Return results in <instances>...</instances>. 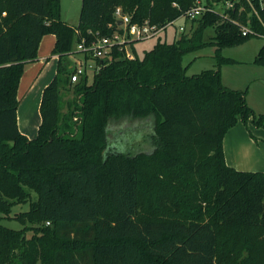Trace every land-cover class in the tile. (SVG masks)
Masks as SVG:
<instances>
[{
  "label": "trees",
  "instance_id": "16d2710c",
  "mask_svg": "<svg viewBox=\"0 0 264 264\" xmlns=\"http://www.w3.org/2000/svg\"><path fill=\"white\" fill-rule=\"evenodd\" d=\"M198 1L82 0L75 24L61 0H0V264H264V171L230 166L224 151L230 128L264 126V114L221 74L235 61L223 48L264 35L259 0H201L215 9L189 32L142 56L133 41V58L114 46L92 81H71L77 42L120 30L117 7L165 27ZM47 33L58 67L30 138L18 124V87ZM212 45L217 65L189 75L185 55ZM254 62L264 65V44ZM145 127L150 147L118 150L128 128Z\"/></svg>",
  "mask_w": 264,
  "mask_h": 264
},
{
  "label": "rangeland",
  "instance_id": "374dc122",
  "mask_svg": "<svg viewBox=\"0 0 264 264\" xmlns=\"http://www.w3.org/2000/svg\"><path fill=\"white\" fill-rule=\"evenodd\" d=\"M82 7V0H61V14L62 17L69 19L71 21H75V23L79 22V14ZM218 9H222L220 6ZM184 23L189 24L191 26L192 20H187L185 18H178L173 25H169V27L159 33L158 35L136 42L137 53L142 56L146 49H150L154 46V44L158 41V39H167L168 41H173L176 37H180L182 31L180 30V26ZM189 27V26H188ZM213 29H208L207 32L211 33ZM52 33L45 34L38 47V56L45 54L48 57L52 54L53 42L49 36H52ZM264 43L263 36H255L249 39L248 41L236 45V46H228L222 49V55L231 57L235 61L234 62H225L221 65V74L222 81L232 87L238 89L248 88L247 99L249 98L251 103L257 105L260 109H264V65L258 64L254 62L255 55L259 51V48ZM128 52H134L131 45L126 46ZM135 53V52H134ZM216 47L215 46H207L201 48L199 50L190 52L184 57V64H189L188 74L192 75L195 73H199L204 69L213 68L217 65V57ZM73 60L76 59L74 54L71 56ZM36 63V60L33 64ZM57 67V59L54 57L48 58L47 61L44 62L43 66L40 68L38 73L36 74L33 80L32 88L26 89L23 93H19L20 84L18 87V98L20 99V104L18 107V123L20 125L27 124V127H35L37 131L39 130V125L41 124V111L40 104L37 103V116H36V125L33 120L29 117L30 114V106L33 104L34 98L41 97L43 87H45L49 80L53 77ZM27 69V68H26ZM23 72V75L26 72ZM93 73H90L89 79L92 81ZM21 77V80H22ZM44 78L46 79L44 81ZM20 80V83H21ZM38 88V93L36 94V88ZM63 97V112H66L68 107V101L73 100L74 93L72 89L62 90ZM41 99V98H40ZM264 112V111H263ZM31 126H30V125ZM129 130V131H128ZM146 131V132H145ZM152 131V128L145 127V129H141L140 131H134L130 128L127 129L126 135L123 136L120 141H117L116 147L118 150H136L140 148V144L143 145L144 149L150 147V143L145 139L146 133ZM116 135L115 132L110 134V137L114 140ZM145 145V147H144ZM33 197H36V193L33 192ZM29 209V203L19 204L13 208L12 215ZM2 223L12 227L19 229L22 225L16 221L15 219H3Z\"/></svg>",
  "mask_w": 264,
  "mask_h": 264
},
{
  "label": "crops",
  "instance_id": "0c3cea01",
  "mask_svg": "<svg viewBox=\"0 0 264 264\" xmlns=\"http://www.w3.org/2000/svg\"><path fill=\"white\" fill-rule=\"evenodd\" d=\"M79 17H80V14H79ZM62 18L65 21L75 23V21H71L64 17ZM75 24H78V21ZM184 24L186 25L188 29L191 27L189 24H186V23ZM49 37L53 42V48H54L55 42H56V36L53 34L52 36H49ZM135 48H136V44H135ZM74 56H76L75 60H77L78 56L75 54ZM50 57H54L57 59V67H58V55L51 54L48 57L47 55L42 54L38 56L36 59V63L33 64V62L35 61L34 60L33 62L29 63L28 66L26 67L27 68L26 72L23 75L21 83H20L19 93H23L26 89L32 88V86L34 85L33 80L36 74L38 73L40 68L43 66L44 62L47 61L48 58ZM57 67H56V71L53 77L49 80V83L52 81V79L56 75ZM45 80L46 79L44 78V81ZM45 87L43 88L45 89ZM38 88L39 86H37L36 88L37 89L36 94L38 93ZM43 91H42L41 97L39 95L38 99L34 98L33 104L30 106L31 116L29 118L34 121L35 125L37 122L35 121L37 119L36 118L37 109H38L37 103L40 104V111H41V101H42ZM248 102L256 110V112L264 114L263 112L264 109H260L257 105H254L253 103H251L249 98H248ZM41 118H42V114H41ZM41 122H42V119H41ZM18 124H19L20 130L24 134L28 135L30 138H34L38 135L39 130L37 131L36 126L27 127V124L20 125V122ZM224 151H225L226 162L230 166H233L240 170L264 171V126H256L255 124H253L251 120L248 121V124H245L241 120L238 121V123L235 126H233L232 128L228 130V132L226 133L224 137Z\"/></svg>",
  "mask_w": 264,
  "mask_h": 264
},
{
  "label": "built area",
  "instance_id": "2783aa9c",
  "mask_svg": "<svg viewBox=\"0 0 264 264\" xmlns=\"http://www.w3.org/2000/svg\"><path fill=\"white\" fill-rule=\"evenodd\" d=\"M252 7L253 0H247ZM259 4L264 8V0H259ZM234 3L232 1L227 2V6L231 7ZM215 8L205 5L201 0L196 5L192 6L184 12L182 18L193 20L200 16L206 10H214ZM116 16L122 23L119 24L120 30H116L110 36H103L97 40L88 41L86 38L81 37L77 42L72 54L78 56L77 60L74 61L73 72L71 74V81L77 82L82 76H90V73H95L99 69L98 58H106L114 46L120 49H125L128 57L133 58L134 52H128L126 46L131 45L133 41L145 40L154 37L166 30L169 25L175 24L176 20L171 21L167 26L160 27L156 24H151L149 20L143 23H137L132 21V17L129 14L123 12L122 7H117ZM182 32H189L191 27L188 29L185 24L180 26ZM243 34L252 32V29L247 25H242ZM264 37V35H263ZM75 119H78L75 117Z\"/></svg>",
  "mask_w": 264,
  "mask_h": 264
},
{
  "label": "water",
  "instance_id": "95a60500",
  "mask_svg": "<svg viewBox=\"0 0 264 264\" xmlns=\"http://www.w3.org/2000/svg\"><path fill=\"white\" fill-rule=\"evenodd\" d=\"M122 23V21L121 20H119V24H121ZM103 61V59L101 60V62Z\"/></svg>",
  "mask_w": 264,
  "mask_h": 264
}]
</instances>
